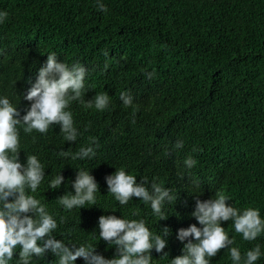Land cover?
<instances>
[{
    "label": "trees",
    "instance_id": "obj_1",
    "mask_svg": "<svg viewBox=\"0 0 264 264\" xmlns=\"http://www.w3.org/2000/svg\"><path fill=\"white\" fill-rule=\"evenodd\" d=\"M104 3L107 13L97 10L95 0H0V10L9 13L0 25V95L23 112L48 53L84 65L89 73L84 99L107 92L110 105L104 111L70 105L77 141L66 142L58 125L43 134L21 129V161L36 155L45 168L35 195L58 222L56 239L73 246L91 243L106 258L115 250L98 238L101 215L143 218L153 232L168 226L169 255L153 251L152 264H170L183 247L177 231L199 226L190 215L194 181L200 199L222 192L228 204L258 208L264 218V0ZM125 91L134 98L132 107L119 99ZM90 137L98 145L94 158L59 155L87 146ZM177 141L182 149L174 148ZM189 156L197 162L191 169L184 165ZM120 168L138 183L147 178L176 192L175 205L165 206L167 220L158 221L139 198L123 206L115 201L105 177ZM79 169L91 170L100 192L95 205L67 210L58 198L73 191L70 179ZM60 173L64 184L49 190L48 181ZM222 226L242 253L256 244L264 247V234L245 241L231 221ZM33 264H57V258L49 253ZM210 264H231L228 251L220 250Z\"/></svg>",
    "mask_w": 264,
    "mask_h": 264
},
{
    "label": "clouds",
    "instance_id": "obj_2",
    "mask_svg": "<svg viewBox=\"0 0 264 264\" xmlns=\"http://www.w3.org/2000/svg\"><path fill=\"white\" fill-rule=\"evenodd\" d=\"M98 11L107 13L104 0H95ZM9 13L0 10V25L8 19ZM88 69L80 63L68 64L59 60L56 54L48 53L43 66L39 68L35 82L31 84L24 99L30 102L21 112L18 106L6 95H0V264H33L34 259L44 258L49 253L57 258V264H76L82 258L83 264H152V252L163 253L168 246L171 229L164 226L162 231L150 230L143 218H124L115 214L101 215L98 218V238L111 245L115 252L106 258L91 243L72 244L56 239L53 232L58 222L49 211L47 203L36 197L37 190L45 180V168L36 155L20 158L21 129L25 133H47L53 125H58L66 142L77 141L78 129L74 124L73 113L69 110L73 102L87 109L104 111L110 105L107 92L98 93L85 100ZM150 79L152 73L146 74ZM119 99L125 107H132L134 98L128 92H121ZM87 146L78 151H62L60 156L73 160L92 159L96 156L95 137L89 138ZM175 149H182L183 142L177 141ZM197 162L191 157L184 160L187 169ZM183 177V173H180ZM108 193L119 203L126 205L133 197L139 198L151 208L152 215L167 220L165 206L174 204L178 195L162 182L140 183L137 177L124 168L105 177ZM65 177L60 173L48 181L49 190L60 189ZM73 191L58 198V203L67 210L95 205L99 184L91 170H76L74 180L70 179ZM199 188L193 182L192 191L195 208L191 212L197 223L177 231L176 238L183 244L181 254L170 259V264H210L211 258L225 249L231 264H257L264 257V247L256 244L242 253L239 246H232L235 238L222 226L232 222L235 233L245 241H255L264 234V218L260 209L247 207L239 209L228 204L224 193L215 198L200 199L196 195ZM136 211L132 216H138Z\"/></svg>",
    "mask_w": 264,
    "mask_h": 264
}]
</instances>
